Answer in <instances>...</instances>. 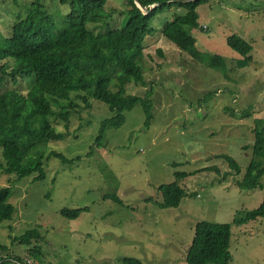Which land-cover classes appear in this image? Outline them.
Returning <instances> with one entry per match:
<instances>
[{"label":"rangeland","instance_id":"374dc122","mask_svg":"<svg viewBox=\"0 0 264 264\" xmlns=\"http://www.w3.org/2000/svg\"><path fill=\"white\" fill-rule=\"evenodd\" d=\"M33 1L0 0V32H7L15 16L24 18ZM42 3L63 25L67 10L59 0ZM122 3L108 0L114 19L124 10ZM183 13L171 9L152 21L154 33L142 43L140 64L146 85L126 87L128 95L139 98L152 88L148 127L138 103L125 113L123 125L106 129L97 144L100 122L111 113L99 101L92 99L89 109L79 101L81 109L68 130L54 121L56 131L67 136L41 148L46 154L43 180L35 181L37 174L18 179L0 171V189L10 188L9 202L15 208L10 220L0 221V245L6 247L0 259L122 264L120 259L134 258L142 264H186L195 225L205 221L230 225V264H264V217L234 223L257 209L264 197V176L261 188L237 185L251 160L255 121L264 120V0H207L198 7V26L185 30L198 51L225 60L220 71L195 61L162 36V27ZM231 36L252 47L251 61L243 68L238 67L242 57L226 43ZM30 84L13 86L8 80L5 87L22 90ZM226 109L236 114L250 110L251 116L233 118ZM52 153L82 160L63 164ZM221 155L231 157L240 173ZM207 167L219 172L202 171ZM176 172L193 175L176 179ZM170 183H177L186 196L177 208L162 209L157 188ZM107 195H116L122 204L104 199ZM80 208L88 211L74 220L59 214ZM37 226L43 239L40 254L32 256L34 243L22 245L18 238Z\"/></svg>","mask_w":264,"mask_h":264},{"label":"trees","instance_id":"16d2710c","mask_svg":"<svg viewBox=\"0 0 264 264\" xmlns=\"http://www.w3.org/2000/svg\"><path fill=\"white\" fill-rule=\"evenodd\" d=\"M42 1L34 0L24 18L15 16L7 32H0V171L8 176L22 179L37 174L35 181L45 178L46 154L41 148L50 141H60L67 136L56 131L54 121L62 122L68 130L72 116L81 109L79 101L85 109L90 108L92 99L99 101L111 113V117L100 122L95 139L97 144L104 139L106 129L122 126L125 113L138 103L146 114L144 126L148 127L152 88L139 98L128 95L126 87L129 84L146 85L140 65L144 50L142 43L146 36L154 33L152 21L165 11L181 9L184 12L175 15L162 27L161 34L167 41L208 68L225 70V60L198 51L196 40L185 30L198 26L197 9L207 0L185 3L177 0H138L140 6L149 10L147 14L134 0H123L124 10L119 11L115 19L107 10L108 0H59L67 10L63 25L53 20ZM226 43L242 57L238 67L243 68L251 61L249 53L252 47L248 42L231 36ZM8 80L13 86L24 81L31 84L22 90L8 89L5 87ZM72 92L76 93L75 97H71ZM225 111L233 118L251 116L250 110L240 114L229 109ZM255 122L256 136L251 146V160L243 178L237 183L244 190L261 188L260 178L264 176V120ZM49 156L58 158L63 164L82 160V157L68 160L59 153ZM218 157L227 161L235 173H240V167L231 157ZM202 171L219 172L216 167L202 168ZM192 175L174 173L176 179ZM157 190L162 196L163 202L159 204L162 209L177 208L186 196L177 183L161 185ZM10 196V188L0 189V221L10 220L15 212L9 202ZM104 199L122 204L116 195H107ZM84 211L88 208L63 209L59 214L74 220ZM260 217H264V197L257 209L234 223L242 224ZM18 239L22 245L34 243L30 252L32 256L40 254L39 243L43 239L40 227L26 231ZM230 239L229 224L198 222L186 252V264H230ZM0 250L4 251L6 247L0 245ZM10 259H0V264H26L19 258ZM119 262L142 264L134 258H122Z\"/></svg>","mask_w":264,"mask_h":264},{"label":"water","instance_id":"95a60500","mask_svg":"<svg viewBox=\"0 0 264 264\" xmlns=\"http://www.w3.org/2000/svg\"><path fill=\"white\" fill-rule=\"evenodd\" d=\"M177 1H179V2H184V3H185V2H189V0H177ZM190 1H191V0H190ZM134 2H135L136 5L140 8V10L143 11L145 14H147V13L149 12V10H148L147 8L142 7V6L139 5L138 0H134ZM155 6H157V4L154 5V6H151L150 9H153Z\"/></svg>","mask_w":264,"mask_h":264}]
</instances>
